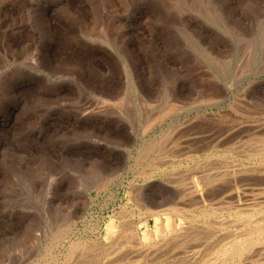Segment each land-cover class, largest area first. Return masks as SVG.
Returning <instances> with one entry per match:
<instances>
[{"label":"rangeland","instance_id":"rangeland-1","mask_svg":"<svg viewBox=\"0 0 264 264\" xmlns=\"http://www.w3.org/2000/svg\"><path fill=\"white\" fill-rule=\"evenodd\" d=\"M182 1L0 0V264L47 262L72 239L97 247L110 218H142L137 191L156 192L148 204L171 176L220 160L253 163L245 152L262 135L234 140L228 158L205 159L227 151L205 147L220 133L206 118L224 109L237 121L264 120V0ZM214 55L226 79L207 74ZM210 95L222 106L203 110ZM172 104L183 109L169 112ZM152 140L159 153L137 165ZM151 161L171 166L147 177ZM242 180L244 203L264 196V180Z\"/></svg>","mask_w":264,"mask_h":264},{"label":"bare ground","instance_id":"bare-ground-1","mask_svg":"<svg viewBox=\"0 0 264 264\" xmlns=\"http://www.w3.org/2000/svg\"><path fill=\"white\" fill-rule=\"evenodd\" d=\"M223 54L224 53H222V55ZM214 56H211L210 57L211 60L208 59L207 61V63L209 64L211 63V65L212 64L214 65V66L212 65L211 71H209V73L207 74H210V76L212 75L213 77L226 79L225 77H227L229 71L227 72L224 66H217L214 64V63L218 64L222 60V59L219 60L221 55L220 56L218 55L219 57L215 56L216 58ZM204 59L206 60V58ZM247 61L249 62V59H247ZM245 63L247 64V62ZM244 67H242V69ZM208 90L210 91V89ZM179 92L182 91L180 90ZM219 93H220L219 91H216L214 95L218 96ZM224 97H222V100ZM103 99L101 100H103L104 102L106 98ZM259 100L261 101V103H263L261 106L263 109L262 111H264V96L262 95V97ZM108 101L109 103H112L110 102L109 99ZM207 101L210 102L208 103ZM207 101L206 102L208 104L204 102L205 105H203L204 106L202 108L203 110L222 106V102H223L219 98L218 99L214 98V96L211 95L210 97H208ZM99 102L100 104H102L101 103L102 101ZM150 105L151 104L149 103V106ZM180 105L172 104L168 108V111L178 112L179 110L183 109L182 106ZM146 106L148 107V105ZM198 108H200V106ZM239 109L241 110V107ZM232 111L230 112L233 115V112L235 113V111L233 112ZM258 111L260 112V110ZM227 112L224 109H220L219 112L217 113L215 112L213 116L211 115V113H210L211 116L209 115L210 117L207 116L206 119L208 120L210 119L209 120L210 123L212 121V126L215 125L220 128L219 129L220 131H218L220 133L218 134L217 132L218 135L214 136L213 138L210 135L211 138H208V140L209 139L211 140L205 144L206 148L208 149L210 148L214 151L217 148L219 149L225 148L227 151L224 150L226 152L223 153H214L211 151V153L209 152V154L205 157V159L210 160L212 158L215 159L228 158L229 156L228 151H230V149H234L231 148L234 144V140L245 135L249 137L262 135L263 137H261V139L258 142L254 143L252 141L254 143L253 148L252 149L250 148V150L246 151L245 152L246 155L243 154L246 156L244 157L246 158V160L250 162L253 161V163L251 162L252 163L251 165H248V163L247 164L242 163L239 164L241 165L239 167L230 168V166L226 164L228 159L227 161H224L222 159L224 162L222 161L220 163L221 161L220 160L218 161L219 164L214 163L215 165L211 166V169L209 168L210 170L208 169V172H203L202 170V172L200 171L197 175L194 176H190L188 173L183 175L177 174L176 177L169 176L170 178L167 179V181H165L163 178V180L166 183L162 184L159 188V193H161V199L151 200L148 204L143 202L144 197L145 196L153 197L156 192H154L153 190H143L138 187L141 190L137 191L136 192L137 195L133 194V196L135 195L136 199L139 195L143 196L142 201H140V199L138 198V202H140V204L146 207V210L140 213L142 215V218H140L139 221L136 220L135 222V220H132V222H127L126 220L125 221L121 220L118 222L114 218L113 219L110 218L106 223L105 233L102 234L101 237L99 236L98 238L99 241L95 243L97 247L93 246V244L89 245L87 243V239H82V238L76 240L72 239L67 243L68 246L65 248V251L61 253V255L58 256V254H55L47 262L39 261L36 262L35 264H151V262L154 261L156 262L158 260H159L158 262H160L162 258L166 257L167 255L170 259L168 258L167 261H164V264H264V196L257 197L255 201L253 200L252 197L251 199H248V203H244L245 201L243 202V199L242 200L240 199L242 198L241 197L242 193L240 189H238L239 187L238 183L244 181L242 179H248L254 181L264 180V122H263L264 120L262 121L254 120L253 122L250 121L249 119V122L247 123L245 122L246 120L242 121L241 119L240 121L242 122H240L237 121V119L235 118H231V117L228 118ZM254 113L256 112L254 111ZM155 116L157 119L158 116L157 115ZM239 117H241V115ZM150 124L152 125V123ZM142 130L144 131V129ZM214 130L215 127L213 128V131ZM210 132L211 131L209 130V133ZM249 139H253V138H249ZM157 145L158 144L155 143L153 140L149 144H147L146 149L144 148L145 154L143 155L144 150H142L143 151L141 155L142 158L140 157L141 159L139 158L140 160L138 159L137 162L139 161L141 163V161L144 160L143 158L148 157L152 152L157 151L159 153L161 148L158 149L159 146ZM199 150L197 149V151ZM202 150L204 149L202 148ZM157 152L156 154H158ZM151 158L150 160H154L153 157ZM158 159H159L158 161H160V158ZM205 159H202V161L203 160L205 161ZM156 160L157 159L155 158L154 162ZM231 161L230 163L228 162L230 165L232 164ZM139 162L137 163V165H139ZM155 163L152 162L151 167L150 168L148 167L149 169V170L147 169L148 173L145 174L147 177H154L156 174L167 170L168 168L167 166L170 164L169 162L168 165L165 164V166L163 167L162 164L161 165L159 164V162L158 164ZM199 163L202 164V162ZM170 166L171 165H169V167ZM174 168H176V166H174ZM206 170L207 169H204V171ZM105 177H110V176H105ZM248 180L247 183L249 182ZM244 187L247 188L245 184ZM255 190L252 189V191ZM248 191L247 193H249L251 190L249 192ZM251 193L249 195L254 196V193L252 194ZM255 194H257V192ZM215 195L219 199H215L214 198ZM212 199H215L218 202L215 203V206L212 205V203L207 204V202L210 201L213 202ZM250 200L253 201L250 202ZM191 206L195 207V210L194 211L191 210L192 212L190 211L191 213H189L188 210L192 208ZM250 208L251 210H248ZM122 212L125 214L128 213L126 209H123ZM185 212L189 214V217L187 215H183V217L187 216L188 219H186V217L185 218L182 217V214H184ZM68 220L69 219H67L66 222H69ZM151 220L153 221V225H150ZM69 223L66 224V227L71 228L69 226L70 225ZM64 233L62 232V230H60L57 234H55V236L52 238V243L54 245L61 244L65 237Z\"/></svg>","mask_w":264,"mask_h":264}]
</instances>
